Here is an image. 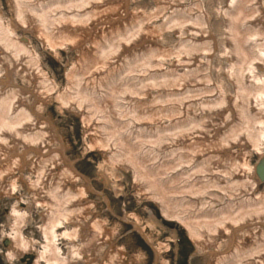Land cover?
<instances>
[{
    "label": "bare ground",
    "instance_id": "bare-ground-1",
    "mask_svg": "<svg viewBox=\"0 0 264 264\" xmlns=\"http://www.w3.org/2000/svg\"><path fill=\"white\" fill-rule=\"evenodd\" d=\"M149 1L146 9L136 0H7L10 16L3 18L0 10V197L15 200L3 239L8 262L28 257L26 264H97L94 253L105 246L104 264H121L124 254L112 229L94 213L88 193L107 204L106 198L66 156L67 145L48 112L56 101L60 112H79L90 147L102 154L99 166L130 169L136 195L182 224L205 264H264V196L252 194L254 179L238 176L240 169V174L251 172L245 150L262 156L264 147V78L257 75L264 65V0ZM211 26L225 32L219 36L218 59L229 67L222 75L241 95L232 105L228 96L224 102L221 84L215 99L205 85L216 44ZM168 32L179 37L175 47L166 43ZM32 39L51 51L65 44L73 49L65 88H57ZM115 48L117 55L110 58ZM173 54L175 64L165 66ZM159 103L168 104L167 113L154 108ZM226 112L231 118L221 124ZM165 116L169 127L158 120ZM244 127L246 136L233 155L241 165H220L222 157L232 158L224 145L215 153L216 177L204 174L206 160L182 168L206 145L209 133L225 143ZM18 183L21 198L14 195ZM209 187L240 195L238 210L230 209V201L214 208V195L206 199ZM34 207L40 208V241L24 233ZM199 219L206 227L202 234ZM61 240L68 241L65 254Z\"/></svg>",
    "mask_w": 264,
    "mask_h": 264
},
{
    "label": "rangeland",
    "instance_id": "rangeland-1",
    "mask_svg": "<svg viewBox=\"0 0 264 264\" xmlns=\"http://www.w3.org/2000/svg\"><path fill=\"white\" fill-rule=\"evenodd\" d=\"M136 1H139L145 5L146 9H149L152 6L149 0ZM191 1L192 0H184L185 4L191 3ZM226 1L227 0H224V4ZM213 3L214 6L219 5L218 2ZM133 7L134 4L131 3L130 8L133 9ZM0 10L4 14L3 18L10 16V9L7 4V0H0ZM239 26L241 27V25ZM211 28L216 44L215 50L212 52L213 55L210 57L211 60L209 70L204 73L208 77H206L207 81L205 82V85L207 84V87L210 86V88H212V93L214 92L212 98H214V96L217 97L218 93L216 88L219 90V86L221 84L225 88L226 98L224 99V102L230 98L229 102L232 105L236 103L238 95L240 94L236 93L233 85H231L226 80L225 76L223 77L222 75V72L227 73V69L229 67L228 61H225L224 59V62H222V58L220 59L221 61L218 59V54L220 53L219 36L225 32L222 28L217 32L215 31V27L211 26ZM165 35L167 36L166 43L168 46L175 47L179 42V37L176 34L168 32L165 33ZM182 36L186 35L182 34L181 37ZM32 45L35 46L38 55L42 58L44 63L43 65L46 68V71L49 72L50 77L56 83L57 88H65L67 84L65 72L71 63L72 58H75L73 49L68 44H65L63 47H57L54 50L56 52L55 53L54 51L43 47L35 39H32ZM244 45L249 46L250 43ZM113 51V54L111 53L108 55L110 58H115L117 55V49L115 48ZM176 55L177 54H173V56L167 60L165 66L169 67L171 63L175 64ZM200 58L204 59L205 54H201ZM218 66L222 69V71L219 73L217 71ZM257 75H259L261 78H264V65L261 70L257 71ZM232 80H235L234 75ZM201 98L202 97H200V99ZM248 99L251 100V96ZM212 102L213 100L210 101V103ZM214 105L217 106V102H214L213 106ZM167 106V103H159L155 104L154 108L158 107V109H164L163 111L167 113ZM172 106L176 107L177 105L173 103ZM197 107L198 106H196V108ZM212 108L213 109L211 111L216 109L215 107ZM48 112L50 114L49 116L58 128L59 133L63 137L64 143L67 145L66 156H68L70 160L73 161L75 169L90 180L93 191L102 194L107 200L108 206L102 198H98L93 193H88V196L95 202V207L93 209L94 213L99 214L98 218L105 220L106 226L112 229L113 242H115L116 247L124 253L120 260L121 264H205V259L199 254L194 253L196 250L195 245L190 239L185 227L176 219L169 220L164 218L153 201L145 199V197L142 195H136L137 193L133 187V175L130 169L120 168L116 172H113L108 166V168L106 166H99L103 160L102 154L98 148L90 147L91 144L89 142V137L81 122L80 114L76 109L73 110L69 108H63L60 112L57 109L56 101H52L49 105ZM230 118V113L226 112L223 114L220 123L222 124L224 123L223 121H228ZM158 120L160 121V124L165 127H169L171 125L170 118L167 116ZM145 124L146 121L144 120L143 123L141 122L139 125L145 126ZM214 124L215 122L211 121L210 125ZM204 125V123L201 124L202 127H204ZM252 125H254V123H252ZM252 125H250V129L252 128ZM206 126L207 125H205V127ZM244 136H246L245 127L242 129H236L234 137H228L225 143L217 142L212 133H209L204 139L206 145L202 146L201 148H197L194 154L191 156L189 155V157L192 158L188 159L189 162L183 165L182 168L184 170H191L198 165L200 160H206L205 167L208 169V171H205L204 174L208 173L209 175L213 173L214 177H216L218 171L212 168V165L215 161L214 159H218L215 157V153L220 148H223L224 145L232 154V158L229 159V157H222L220 165L235 166L237 163L241 165L242 160H235L236 158H234L233 155L237 152V146L241 144V139ZM201 137L202 136L198 137V139H201ZM165 145L166 143L163 142L161 148H165ZM243 150L245 149L239 148V151L242 153ZM245 151V162L247 163L246 165L248 168H250L251 172L240 174V169L239 174H237L238 176H241L240 181L245 177L254 179L256 182V187L254 193L252 194L260 195L259 198H262L264 196V182L259 183L256 181L253 169L259 154L253 149H247ZM260 151L263 153L264 147H261ZM27 175L28 174L25 172L24 176ZM194 177L195 176H192L190 179L192 180ZM224 180L228 181L226 178H224ZM235 191L243 193L241 190ZM14 195L15 197L20 198L22 195H24V189L19 185V183L17 185V191L14 193ZM210 195H214V199L212 200L211 198L212 206L214 208L225 204L227 201H230L229 207L231 210L234 211V209L238 210L239 208L240 201L238 200L241 199L240 195L235 196L233 194L228 196V193L223 195L220 189L209 187L207 190L206 199L209 198ZM226 196H228V198ZM14 201V198L0 197V264H26L24 261L21 263L19 258L13 260L12 262H8L5 258V255L3 254L6 248L3 246L2 241L5 238V233L9 232L7 222L10 220L7 219V216L12 205L14 204ZM243 204H247V202H243ZM109 206L111 211L108 209ZM20 209H24L23 205H20ZM38 211H40V208L38 207H34L32 209L33 220L30 225H27L24 228V233L28 237H32L40 241L41 238L37 232V226L40 223L38 218L39 216L37 214ZM132 215H135L137 220H135ZM199 220H201L199 232L202 234L206 232V227L203 220ZM224 221H226L227 224L231 223L229 218ZM133 223H136L139 227H142V232H139V230L133 226ZM60 242L62 243V251L64 252V244L68 241L61 240ZM107 251V247L104 246L98 252L94 253V256L98 262L97 264L106 263L107 259L104 255ZM74 263L75 262H73V264ZM75 264L84 263L78 261Z\"/></svg>",
    "mask_w": 264,
    "mask_h": 264
},
{
    "label": "water",
    "instance_id": "water-1",
    "mask_svg": "<svg viewBox=\"0 0 264 264\" xmlns=\"http://www.w3.org/2000/svg\"><path fill=\"white\" fill-rule=\"evenodd\" d=\"M254 173L259 182L264 181V154L258 159L254 167ZM6 243V242H5Z\"/></svg>",
    "mask_w": 264,
    "mask_h": 264
}]
</instances>
